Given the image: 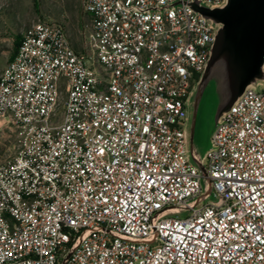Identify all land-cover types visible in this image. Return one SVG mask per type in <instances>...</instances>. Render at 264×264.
<instances>
[{"label": "built area", "instance_id": "1", "mask_svg": "<svg viewBox=\"0 0 264 264\" xmlns=\"http://www.w3.org/2000/svg\"><path fill=\"white\" fill-rule=\"evenodd\" d=\"M224 0H82L81 46L39 19L0 75V264H264V88L224 117L207 154L217 200L187 217L202 176L186 153L187 100ZM178 3V5H172ZM155 237V244L124 240Z\"/></svg>", "mask_w": 264, "mask_h": 264}, {"label": "water", "instance_id": "2", "mask_svg": "<svg viewBox=\"0 0 264 264\" xmlns=\"http://www.w3.org/2000/svg\"><path fill=\"white\" fill-rule=\"evenodd\" d=\"M192 8L216 28L207 66L194 83L187 100L186 153L202 176L203 193L190 202V207H168L158 212L154 223L165 216L187 217L191 208L217 200L205 164L207 154L213 148L214 133L247 90L261 91L264 88V0H224L219 7L195 1ZM97 230L102 229L85 230L62 264L67 263L89 233ZM117 236L133 242L155 244V237L134 239Z\"/></svg>", "mask_w": 264, "mask_h": 264}, {"label": "rangeland", "instance_id": "3", "mask_svg": "<svg viewBox=\"0 0 264 264\" xmlns=\"http://www.w3.org/2000/svg\"><path fill=\"white\" fill-rule=\"evenodd\" d=\"M82 0H0V75L12 59L24 32L39 19L60 21L76 47L90 28L82 14ZM14 134L0 129V162L14 154Z\"/></svg>", "mask_w": 264, "mask_h": 264}, {"label": "trees", "instance_id": "4", "mask_svg": "<svg viewBox=\"0 0 264 264\" xmlns=\"http://www.w3.org/2000/svg\"><path fill=\"white\" fill-rule=\"evenodd\" d=\"M21 39H22V36L20 37V39H19V41H18V44H17L16 50H15V53H14V55H13V57H12V58H14V56H15V54H16V52H17V50H18V47H19V45H20V42H21Z\"/></svg>", "mask_w": 264, "mask_h": 264}]
</instances>
